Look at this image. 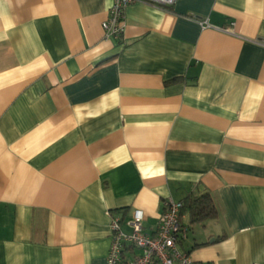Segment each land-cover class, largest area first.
Returning a JSON list of instances; mask_svg holds the SVG:
<instances>
[{"label": "crops", "instance_id": "obj_1", "mask_svg": "<svg viewBox=\"0 0 264 264\" xmlns=\"http://www.w3.org/2000/svg\"><path fill=\"white\" fill-rule=\"evenodd\" d=\"M112 4L0 0V264H106L113 217L205 192L181 249L264 264V0L135 2L118 39Z\"/></svg>", "mask_w": 264, "mask_h": 264}, {"label": "built area", "instance_id": "obj_2", "mask_svg": "<svg viewBox=\"0 0 264 264\" xmlns=\"http://www.w3.org/2000/svg\"><path fill=\"white\" fill-rule=\"evenodd\" d=\"M178 0H113L106 20L102 27L107 38H121L124 34L125 10L135 2H143L163 9H168ZM203 28L210 27L208 20H200ZM225 30H229L224 28ZM264 44V41L261 42ZM184 203L181 200L168 199L164 210L159 216V222L154 233L143 229L144 214L137 211L131 222L132 231L127 233L121 228V219L113 217L111 244L106 264H196L191 256L183 251L181 243L188 238L190 227L182 222L181 211ZM140 250L139 255L127 259L124 256L126 247Z\"/></svg>", "mask_w": 264, "mask_h": 264}, {"label": "trees", "instance_id": "obj_3", "mask_svg": "<svg viewBox=\"0 0 264 264\" xmlns=\"http://www.w3.org/2000/svg\"><path fill=\"white\" fill-rule=\"evenodd\" d=\"M181 201L184 203L181 216L184 211L188 210L192 223L204 222L218 216L219 210L210 192H205L201 195L189 194Z\"/></svg>", "mask_w": 264, "mask_h": 264}]
</instances>
